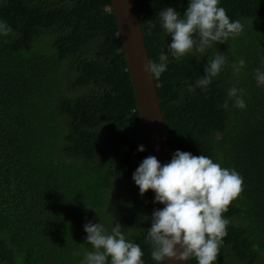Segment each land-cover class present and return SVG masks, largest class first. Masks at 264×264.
Wrapping results in <instances>:
<instances>
[{"label":"trees","instance_id":"trees-1","mask_svg":"<svg viewBox=\"0 0 264 264\" xmlns=\"http://www.w3.org/2000/svg\"><path fill=\"white\" fill-rule=\"evenodd\" d=\"M132 1L155 61L171 39L158 12L182 15L187 0ZM219 6L241 22L240 35L170 58L154 83L171 154L206 155L242 177L222 213L216 264H264V86L254 79L264 70V0ZM0 21L11 29L0 36V264H80L89 221L109 231L119 223L155 264L144 237L157 204L131 180L147 150L109 0H0ZM216 51L228 64L202 91L195 81ZM232 87L244 90V109L219 107Z\"/></svg>","mask_w":264,"mask_h":264},{"label":"clouds","instance_id":"clouds-1","mask_svg":"<svg viewBox=\"0 0 264 264\" xmlns=\"http://www.w3.org/2000/svg\"><path fill=\"white\" fill-rule=\"evenodd\" d=\"M219 4L220 0H187L182 15L172 7H164L158 12L159 28L171 39L166 52L162 50L164 45L155 61L146 60L144 70L150 77L159 78L167 70L170 58L179 62L185 56L203 54L214 44H224L240 35L241 22L230 20ZM154 26L149 20L148 29ZM10 31V26L0 21V36H6ZM226 64L224 53L216 51L195 86L207 91ZM244 64L241 58L230 66L233 72L239 73ZM261 65L264 66V56ZM254 79L258 87L264 86V70L257 68ZM188 90L193 89L189 86ZM243 91L229 88L227 99L219 107L227 110L228 101H231L233 107L244 109ZM136 150L143 152L144 146L138 145ZM131 180L140 195L151 190L153 203L163 205L153 210L144 237L150 247V259L155 264H166V261L186 264L193 258L196 264H216L229 223L222 213L242 191V177L235 170L221 167L206 155L176 150L164 164L154 156L145 157L133 171ZM83 231L91 250L85 251L80 264H144L140 245L126 238L119 223L111 222L109 231L103 223L89 221L83 225Z\"/></svg>","mask_w":264,"mask_h":264},{"label":"water","instance_id":"water-1","mask_svg":"<svg viewBox=\"0 0 264 264\" xmlns=\"http://www.w3.org/2000/svg\"><path fill=\"white\" fill-rule=\"evenodd\" d=\"M109 3L117 25V37L121 42L147 156H154L161 164L167 163L171 158V152L154 78L144 70L146 60L149 58L133 1L109 0ZM156 204L157 209L163 207L159 203ZM166 264H174V262L166 261ZM175 264H183V262H175Z\"/></svg>","mask_w":264,"mask_h":264},{"label":"rangeland","instance_id":"rangeland-1","mask_svg":"<svg viewBox=\"0 0 264 264\" xmlns=\"http://www.w3.org/2000/svg\"><path fill=\"white\" fill-rule=\"evenodd\" d=\"M229 54V53H228ZM230 58V57H229ZM89 250H91V247H88Z\"/></svg>","mask_w":264,"mask_h":264}]
</instances>
